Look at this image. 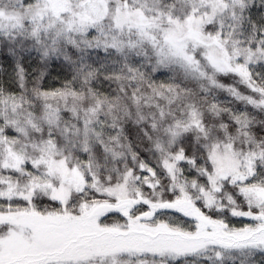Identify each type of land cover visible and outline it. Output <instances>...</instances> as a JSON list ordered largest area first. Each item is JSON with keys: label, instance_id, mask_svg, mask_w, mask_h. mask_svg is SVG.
Wrapping results in <instances>:
<instances>
[{"label": "snow or ice", "instance_id": "obj_1", "mask_svg": "<svg viewBox=\"0 0 264 264\" xmlns=\"http://www.w3.org/2000/svg\"><path fill=\"white\" fill-rule=\"evenodd\" d=\"M0 264H264V0H0Z\"/></svg>", "mask_w": 264, "mask_h": 264}]
</instances>
